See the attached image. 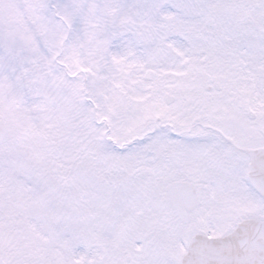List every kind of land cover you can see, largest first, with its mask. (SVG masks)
I'll return each mask as SVG.
<instances>
[{
  "label": "snow or ice",
  "instance_id": "6c2138e0",
  "mask_svg": "<svg viewBox=\"0 0 264 264\" xmlns=\"http://www.w3.org/2000/svg\"><path fill=\"white\" fill-rule=\"evenodd\" d=\"M0 264H264V0H0Z\"/></svg>",
  "mask_w": 264,
  "mask_h": 264
}]
</instances>
